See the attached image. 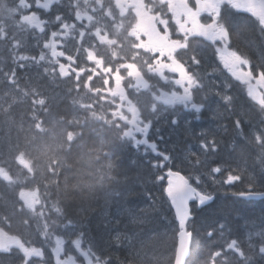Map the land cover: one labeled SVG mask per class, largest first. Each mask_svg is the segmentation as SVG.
<instances>
[{"label": "trees", "instance_id": "1", "mask_svg": "<svg viewBox=\"0 0 264 264\" xmlns=\"http://www.w3.org/2000/svg\"><path fill=\"white\" fill-rule=\"evenodd\" d=\"M236 19L247 20L250 26L253 25L244 16ZM21 34L27 39L24 33ZM252 35L255 36L254 33ZM255 39L264 48V41H261L259 36H255ZM21 41L23 45L27 44L25 40ZM239 44L246 47L243 41ZM247 50L255 59L256 53L251 49L247 48ZM226 80H229L227 75L209 76L208 81L203 83L205 87L203 90L207 91L206 96L195 99V102L204 109L199 113L193 109L181 110L177 113L180 118L178 126L170 123L172 119L170 114L162 115V121H156V126L161 129L160 134L164 137L160 145L176 157L173 161V170H180L184 175L187 165L180 156L190 146L200 153L202 160L206 158L211 163L215 159L228 169L239 171L245 177V184L250 182L264 184V174L261 172L264 167V145L258 144L253 135L256 132L264 135V131H261L264 129V117L255 110L254 106H251L248 98L240 91V85L229 81L233 86L228 89L224 84ZM58 86L49 82L47 78L37 77L29 68H21L13 59L9 38H0L1 217L8 218L7 209L2 207L3 204L10 199L12 202L17 200L15 195L17 186L13 187L11 182L5 181L2 173L8 171L12 174L13 165L22 155L39 163V170H42V165L46 166L52 161L53 148L45 154H42L40 149L55 146L61 141L63 133L65 135L73 133L76 138L65 143L62 166L54 174L53 181L58 187L56 197L64 210L65 219L82 223L86 233L84 240L91 245L92 242L95 246L100 245L97 246L98 249L110 250L113 242L116 246L117 242L113 240V234L117 233L119 245L124 244L132 249L137 246L135 251L141 252L140 237L150 225L145 224L141 227L139 224H130L127 209L130 207L135 211L137 208L147 207L151 201L146 193L152 194L157 206L162 204L167 209L166 195L159 183H151L147 166L141 169L138 176L132 179L126 178V172L129 175L135 172L134 168L126 169L131 166L132 160L144 162L148 158L138 153L132 146H121L122 133L109 128L107 123L99 122L98 119L84 125H81L80 121L76 122L79 112L70 102L78 103L83 100L81 97L71 99L64 97V99L60 96V86ZM217 89L219 95L215 94ZM64 90L62 86V91ZM54 91L56 92L53 93ZM227 95H231L233 99L225 101L224 97ZM32 98L44 102L37 106L32 103ZM245 116L252 119L251 124L243 122ZM236 118H240L243 123V133L239 132L233 123ZM189 129L191 135H187ZM201 130H207V135L203 137L196 135ZM241 136L246 139L241 140ZM212 137L215 138L218 151L212 152V145L209 144V151L205 153L199 148V142L202 139L207 141ZM56 141L58 142L54 143ZM47 178L49 177L42 178L40 184L48 180ZM132 187L135 188V193L125 202L122 193ZM236 187L241 189L243 184H238ZM13 193L15 198L12 199ZM224 204L234 206L231 215L220 211ZM109 211L111 215L106 216L105 213ZM193 213L198 237L202 234V230L215 228L219 222L225 220L232 228L231 235L234 237L238 232L240 236L239 230L244 229L245 220L256 221L264 218V200L248 201L217 192L212 204L202 209L194 206ZM168 214L171 215L170 212ZM116 219L121 221L118 226L114 222ZM106 220L109 223L104 227ZM127 255L126 259L129 262L139 259L137 255ZM234 260L233 256H228L226 264H233ZM152 264H155L154 260ZM197 264L204 262L197 261Z\"/></svg>", "mask_w": 264, "mask_h": 264}, {"label": "snow or ice", "instance_id": "2", "mask_svg": "<svg viewBox=\"0 0 264 264\" xmlns=\"http://www.w3.org/2000/svg\"><path fill=\"white\" fill-rule=\"evenodd\" d=\"M199 7L198 3L194 4V9ZM256 9H264V0H252L249 5L238 4L235 0H218L217 6L211 12L200 13L207 18L210 31L201 37L202 43L191 51L188 59L199 67L208 55L210 46L212 71L207 75L215 76L218 72L225 73L229 78V80L224 81L225 87L231 89L233 85L229 81H234L235 84L240 85V91L248 98L251 106H254L255 110L264 117V87L259 88V97L253 93L251 87L255 81L264 83V48L255 39V36H259L260 40L264 41V14H258ZM230 11L247 13L254 18L256 21L255 29L250 26L247 20L234 19L231 15H226ZM56 19L59 21L61 17L57 15ZM253 31H255V36L252 35ZM240 41L244 42L246 48L256 53L255 59H253L250 51H242L238 47ZM184 47L185 51H188V46L185 45ZM232 58H239L240 63L236 67L243 68L250 73V80H244L235 74L233 66L227 63ZM160 61L161 55H157L155 62L159 63ZM167 61L168 58L164 57L161 63L162 71L170 72L174 77H177L172 83L179 86L181 92L188 94L175 97V99L181 103L191 101V109L199 113L202 106L195 102L194 93L196 89L203 86L200 77L195 73L188 72V68L182 60L178 62L179 66ZM128 75L135 78L143 74L138 69L135 73L129 69ZM141 83L146 90L148 88L147 82L137 80V84ZM215 94L219 95V89L215 91ZM155 99L159 102L161 98L155 97ZM232 99L231 95L224 97L225 101ZM128 102L132 103L130 99ZM248 110L250 111L251 108ZM129 111L131 112L132 109L130 108ZM152 111L154 113L158 111L156 104L152 105ZM157 119L158 117H153L142 120L140 125L136 126L135 119L127 121L125 118L127 127L123 130L121 141V146H132L138 153L148 158L144 162L132 160L131 166L126 169L134 168L135 172H132L131 175L126 172V178L132 179L138 176L141 169L147 166L148 178L151 183H159L167 197L165 201L167 209L162 204L157 206V202L152 199L151 193H146L151 201L147 207H140L135 211L130 207L127 209L130 224H139L141 227L145 224L150 225L140 237V244L144 249L145 264H152V257L149 256V252L153 250L155 244L167 245L165 251L168 253V264H197V261L201 260L204 264H217L218 260L226 264L227 254L235 258L236 264H264V218L256 221H244L245 235L243 240L231 235L232 228L226 220L219 222L215 228L202 230L199 237L193 222V201H195V206L203 207L215 199L217 192L238 198L264 199V184H259V182L245 184V177L239 171L228 169L215 159L211 163L206 158L202 160L200 153L190 146L180 156V159L187 165L186 170H184L186 174L182 175L180 170L174 171L173 161L176 157L161 147L160 142L164 140V137L160 134L161 129L156 126ZM243 122L251 124L252 119L245 116ZM170 123L178 126L180 123L179 116L173 115ZM233 123L237 130L243 133L244 127L241 119L236 118ZM186 124H190V122H186ZM129 127H134L135 131H129ZM191 134L189 129L187 135ZM196 135L203 137L207 135V130L198 131ZM253 135L258 144L264 145V135H261L260 132ZM240 139L245 140L246 137L241 136ZM209 144L212 145V152L218 151L214 137L207 141L202 139L199 142V148L207 153ZM261 172L264 174V167H262ZM238 184H243V188L237 189ZM209 185L212 187L210 188ZM134 193V187L127 188L122 193L125 202ZM233 210L234 206L230 204H224L220 208V211L227 215H231ZM169 212L171 215L168 214ZM105 215L110 216V211ZM114 222L118 226L121 221L116 219ZM108 223L109 221H104V227H107ZM65 227L77 229V231L73 240H64L62 243L70 244L74 250L78 249L79 246H82L86 235L82 223L73 222L69 219L66 221ZM118 236L117 233L113 234V240L117 242V246H119ZM185 246L187 247L186 253L184 252ZM48 251L51 254L53 264H61L64 257L58 256L54 248H49ZM66 255L78 256L79 252L74 251L73 253H66ZM45 258L44 248L37 249L34 245L29 248L23 242L19 246L0 247V264H32L33 260H44ZM94 259L99 261L101 256L97 255ZM84 264H88V262L85 261ZM103 264H111V257H104ZM130 264H134V261ZM155 264H160V261L157 259Z\"/></svg>", "mask_w": 264, "mask_h": 264}, {"label": "flooded vegetation", "instance_id": "3", "mask_svg": "<svg viewBox=\"0 0 264 264\" xmlns=\"http://www.w3.org/2000/svg\"><path fill=\"white\" fill-rule=\"evenodd\" d=\"M241 1L235 0L238 4ZM26 3L28 13L39 18L33 29H40L48 39V42L43 44L44 48L51 47L56 50L55 54L62 59L72 57L80 72L79 75L86 81L88 77L95 75L97 69L99 70L98 65L108 66L105 78L100 77V80L105 82L103 90L105 93L113 85L112 65L131 67L137 62L153 67L157 55H161V61L157 62L161 76H171L169 72L161 69L164 57L168 58V63L173 60L178 63L182 60L188 72L202 76L203 73L192 68L195 64L188 57L191 51L202 43L201 37L210 31L207 18L200 13L211 12L217 6L218 0H26ZM195 3L200 5L198 9H194ZM251 3L252 0H243L242 5ZM260 10L264 12V9H256ZM57 15L61 17L59 21L56 19ZM226 15H231L234 19L244 15L245 19L253 20L251 27L253 29L256 27V21L247 13L230 11ZM50 30L54 31V34L60 33L59 38L51 39L48 36ZM253 33L255 34V31ZM130 40L136 43L132 47V57L138 53L136 59H129L132 49ZM185 45L188 46V51H185ZM114 54L118 56L117 59H114ZM208 60L209 53L202 64L208 63ZM227 63L234 68L240 61L239 58H232ZM130 70L133 71L131 68ZM125 72V70L119 72L123 88L121 95L118 96L120 102L117 109H121L120 112H126L127 105H130L129 99H125L127 92ZM242 75L243 73L237 74L240 77ZM137 77L141 76L135 78ZM141 78L146 82L154 81L150 72ZM128 119L138 120L139 123L142 121L138 115ZM239 231L243 235L238 236L237 232L234 237L242 239L245 231ZM20 244L21 242H18V245ZM48 254L45 253L44 260H33L32 264H53L52 259L47 258ZM73 258L76 260L68 262L66 259L63 264H84L85 261L94 264L92 260L81 256V253L78 256L73 255ZM134 264H144V261H134ZM221 264L224 262L221 261Z\"/></svg>", "mask_w": 264, "mask_h": 264}, {"label": "rangeland", "instance_id": "4", "mask_svg": "<svg viewBox=\"0 0 264 264\" xmlns=\"http://www.w3.org/2000/svg\"><path fill=\"white\" fill-rule=\"evenodd\" d=\"M242 3L243 0L240 2V4L242 5ZM13 4L14 7L12 10V4L9 2V0H0V38H9L12 44L13 59L15 60V62L21 68H29L33 74H36V76L41 79L48 78L55 84L68 86L71 89H76L77 91L84 89L82 96H86L88 99L95 102L98 110L103 114V116L111 115L113 116V120L117 121L119 119L118 116L123 115L122 112H120L121 109H119V111H113L111 109L112 105L116 103L110 101L108 97H101V89L96 83L97 80H100L101 76H104L103 78H105L107 68L105 66H102V64L98 65L99 70L97 69V71L94 72L95 75H92L90 78L87 75L88 80L86 81L85 78L78 77V75L73 77L61 61L53 58L54 56H43L42 59H37L32 56L31 50L28 45H23L21 41L25 40L27 42V39H25V37L22 36L21 33L29 32L30 28L29 24L27 23L26 9H24L25 0H18V2H13ZM59 36L60 33L58 32L52 35L53 38H59ZM132 42L133 41L130 40V44ZM134 45H136V43H132L130 48H132ZM171 63L175 64L176 66H179V64L174 60ZM126 66H118L115 70L117 71L116 74H119V72L125 70L126 72L124 75V79L128 81V83H130V86L141 88V94L143 96H148L146 95V91H144L145 89L143 88L142 83L137 84V80L144 81L141 78L142 76L132 79V77L128 75L130 67L128 65ZM137 69L143 75L148 74L150 72L152 79L156 81V85L152 87H163L157 89L155 91V94L149 97V103L140 102V106L144 109L143 112L145 115L154 113L152 111L153 104H156L158 109L155 114L159 112L160 105L170 108L182 106L184 108L191 109L190 101L181 103V101L175 99V97L188 95L187 93L181 92L179 90V86H176L172 83V81L177 77H174L170 72L169 73L171 76H161L160 74L158 75L157 73H159L160 68L157 62L154 63L153 67H149V65L148 67L135 66L133 67L132 72L135 73ZM146 69H148L147 73H145ZM238 72L245 73V77L244 74L241 76L242 79H251L250 74L246 72L243 68H239ZM221 73L222 72H218L217 76H219ZM94 76H97V78H94ZM251 87L253 93L259 97V88L264 87V85L261 81H255V83H253ZM113 92V88L108 91L109 94H112ZM36 96L39 97L40 95L36 94ZM155 97L161 98L159 102H157ZM32 103L36 104L37 106H40L43 104V101H41V99L32 98ZM81 104L84 105V102H81ZM130 107L132 108L133 106ZM90 108L91 107H89V109ZM138 112L141 118H145V120L150 119L145 117L141 111L138 110ZM118 126L123 132L125 128L120 123L118 124ZM72 139H74L73 135H65V133H63L61 136V141L59 143H57L58 141H56L54 142L57 143L55 144V146L52 145L48 148L40 149V152L42 154H45V152L53 148V151L51 152L52 156L62 155L65 143L68 140L71 141ZM37 166L38 164L35 163V161H33L31 158L22 155L17 158L15 165H13V175L10 174V172L8 171L2 173L4 178L6 179L5 181L11 182L13 187L17 186L16 195L18 196V199L21 202V198H23V194L25 193H29L31 196L39 197L34 200L32 209L27 208L25 205V207H23L22 204H24V202L21 203L17 208H15L13 205V214L16 215V212H18V210L21 213L23 212L22 214H24V216L27 218V223L30 225V229L28 228L24 219L23 221H21V219H17L16 223L13 222V235L9 236V246H19L18 241H20L21 243L23 242L26 245L29 244V248H31L33 245L36 246L37 249L42 247L44 248L45 253H49V248H54L58 256L64 257L61 261V264H63V262H66V259L68 260V262H73L74 260H76L73 258V255H66V253H73L74 251H78L79 253H81V256L87 257L88 259L92 260L94 264H100L99 261H96L94 259L95 257L90 253V246H86L84 241L82 246H79L76 250H74L70 244L62 243V241L64 240H73L75 238V232L77 230L65 227L66 223H64L63 212L61 208L58 207L55 201L51 199V195H49L46 191L41 192V186H37L39 185V179L36 178L35 175ZM50 169L52 172L51 166ZM37 176L40 177V175ZM50 185L51 184H46L45 186L42 185V188H49ZM11 204L12 201L7 203L8 206H11ZM101 211L102 210H100V214L103 218L104 215ZM102 218L100 217V219ZM18 223H21V230L25 232V234L22 233V237H18L17 235H15V231L19 230L18 226L16 225ZM0 234H3V232L0 231ZM97 246L100 247V245ZM166 247V244H155L153 246V250L149 252V255L150 257H152V260H154V262L158 259L160 261V264H168V253L165 251ZM141 248L142 253L144 251L143 246ZM138 257L142 258L143 255H140Z\"/></svg>", "mask_w": 264, "mask_h": 264}, {"label": "water", "instance_id": "5", "mask_svg": "<svg viewBox=\"0 0 264 264\" xmlns=\"http://www.w3.org/2000/svg\"><path fill=\"white\" fill-rule=\"evenodd\" d=\"M183 175V174H182ZM247 199H250V200H263V199H261V198H247ZM214 200H212V201H210V202H208L207 204H205L204 206H206V205H208V204H210V203H212ZM195 201H193V203H194ZM203 206V207H204ZM200 207V206H199ZM201 208V207H200ZM5 246H7V244H6V241L2 238H0V247H5ZM186 251H187V247L185 246V249H184V252L186 253ZM183 255V254H182Z\"/></svg>", "mask_w": 264, "mask_h": 264}, {"label": "bare ground", "instance_id": "6", "mask_svg": "<svg viewBox=\"0 0 264 264\" xmlns=\"http://www.w3.org/2000/svg\"><path fill=\"white\" fill-rule=\"evenodd\" d=\"M3 207V206H2ZM1 208V207H0ZM2 210V209H1ZM96 215H97V213H96ZM92 225V224H91Z\"/></svg>", "mask_w": 264, "mask_h": 264}]
</instances>
